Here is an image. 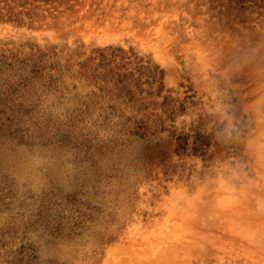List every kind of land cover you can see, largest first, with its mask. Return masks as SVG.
<instances>
[{
    "label": "rangeland",
    "instance_id": "obj_1",
    "mask_svg": "<svg viewBox=\"0 0 264 264\" xmlns=\"http://www.w3.org/2000/svg\"><path fill=\"white\" fill-rule=\"evenodd\" d=\"M110 48L124 52L115 62L139 87L112 95L81 74ZM251 52L264 64V0H0V87L24 79L32 63L44 69L22 97L0 104L15 108L0 116V160L13 161L0 162V264H264L255 229L195 237L167 205L220 160L251 162L245 145L260 132L252 109L264 104V78L249 65L223 75ZM167 98L184 108L177 131L214 134L223 150L164 160L162 131L129 138L123 153L92 166L86 144L122 138L127 117L161 115ZM225 112L230 141L219 138Z\"/></svg>",
    "mask_w": 264,
    "mask_h": 264
},
{
    "label": "clouds",
    "instance_id": "obj_2",
    "mask_svg": "<svg viewBox=\"0 0 264 264\" xmlns=\"http://www.w3.org/2000/svg\"><path fill=\"white\" fill-rule=\"evenodd\" d=\"M245 65L252 66L253 73L264 78V64L258 62L255 52L229 63L224 77L228 78ZM252 111L256 113L260 132L246 141L251 162L222 159L215 166L214 174L206 176L194 189L181 187L169 196V210L186 224L192 236L201 237L207 229L231 226L241 236L250 237L255 229L264 238V104ZM224 118L227 123L219 138L230 141L235 137V124L226 112ZM0 162L13 161L6 154ZM261 252L264 253V245Z\"/></svg>",
    "mask_w": 264,
    "mask_h": 264
},
{
    "label": "trees",
    "instance_id": "obj_3",
    "mask_svg": "<svg viewBox=\"0 0 264 264\" xmlns=\"http://www.w3.org/2000/svg\"><path fill=\"white\" fill-rule=\"evenodd\" d=\"M109 50L110 53H114V55L112 54L108 57L107 54L100 53L98 55L99 62L96 64L94 63L96 59L91 58L87 63L82 65L83 71L81 74L92 79H101L104 82L101 90L110 94L118 91L119 95L130 84H134L139 87L141 85L140 77L132 71H126L125 65H118L115 62V59L118 56L115 53L124 54V52L120 49L110 48ZM102 67H106L108 69L104 71L101 70ZM28 68L29 71L27 72L26 77L20 80L17 84L7 85V82L5 85H1L0 88L7 85L6 88L4 87L2 90L0 89V93L3 92L2 95L6 94V98L2 97L0 99L1 105L7 103L10 104V99L14 94L22 97V93L32 86V81L43 77V67H39L38 64L32 63ZM142 70H148V68L139 65L137 71L141 73ZM162 105L164 109L162 110L163 114L161 115L144 114L143 117L139 119L135 117H127L121 128L122 138L117 140L110 138L106 143L102 142L99 145L95 144L89 146V143L86 144L84 148H86L85 156L87 160H90V162L93 163L92 166H95L102 158L107 156L108 152L115 151L119 154L123 153L128 147L127 144L130 142L129 138H144L147 135H155L161 133L162 131H164L165 143L167 142L172 146L171 149L169 148L170 145L168 147H164V160L168 158L170 153L179 156L203 157L208 153L212 146L216 147V150L218 151L223 150L221 143L218 142L217 137H214V134H206L200 131H196L194 133L177 131L173 123L182 115L184 108L181 105H178L177 102L171 98H167ZM6 110H8V115L10 116L15 112V108H12L11 106ZM6 110H0V116L3 113L7 114ZM32 111L33 110L24 108L23 113L28 115V113H31ZM9 120L10 117L8 118V121ZM19 130L22 129L17 128V131ZM22 139L31 146L35 145V140L33 138L26 139L23 137ZM40 143L45 144V142L41 139ZM12 231L13 227H5V232L7 234L12 233ZM1 235L4 236L3 234Z\"/></svg>",
    "mask_w": 264,
    "mask_h": 264
}]
</instances>
